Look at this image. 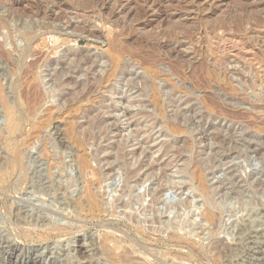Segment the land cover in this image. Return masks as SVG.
Listing matches in <instances>:
<instances>
[{
	"label": "rangeland",
	"instance_id": "rangeland-1",
	"mask_svg": "<svg viewBox=\"0 0 264 264\" xmlns=\"http://www.w3.org/2000/svg\"><path fill=\"white\" fill-rule=\"evenodd\" d=\"M167 1L157 7L162 16L140 28L144 0H126L119 16L102 0H0L1 88L24 120L12 141L0 102V168L12 164L17 146L23 165L0 188V240L18 243L14 253L0 248V264H126L118 258L125 248L128 264H264V0ZM10 35L17 48L6 44ZM66 53L87 56L97 68L87 65L90 71L58 88L52 78ZM114 56L121 57L119 70L108 80ZM68 64L66 78L75 67ZM215 67L226 77L215 76ZM30 72L42 81L31 93ZM90 82L99 98L76 103ZM76 128L85 149L74 143ZM82 151L91 157L86 173ZM196 166L206 170L204 187L192 178ZM137 168L133 179L128 170ZM96 171L105 207L92 216L84 195ZM185 198L197 206L192 231L171 223L177 211L164 204ZM187 211H179L181 223L189 221ZM107 233L113 242L103 245ZM79 244L89 249L87 258L77 253Z\"/></svg>",
	"mask_w": 264,
	"mask_h": 264
},
{
	"label": "bare ground",
	"instance_id": "bare-ground-1",
	"mask_svg": "<svg viewBox=\"0 0 264 264\" xmlns=\"http://www.w3.org/2000/svg\"><path fill=\"white\" fill-rule=\"evenodd\" d=\"M125 1L126 0H102V3H101V7L102 8H108V7H112L113 8V10H114V12H115V14H117V16H119V15H121V14H124V12H125V9H126V5L124 4L125 3ZM167 0H155V1H153L152 2V0H144V2H143V10H142V18H141V21L140 22H138L137 24H138V26L141 28V27H145L146 25H148V24H150V22H152L154 19H156V18H158V17H161L162 16V14L163 13H161V11L159 10V9H157V7L158 6H160V5H163V3L164 2H166ZM168 1H173V0H168ZM167 1V2H168ZM55 2V1H54ZM208 2H210L211 3V1L210 0H191V1H188V4L189 5H194V6H199V5H203V4H206V3H208ZM214 2V1H213ZM245 2H248V4L250 3V2H253V0H244V1H241V3L242 4H244ZM59 3V2H58ZM150 3L152 4L151 6H153L154 7V5L156 6L155 8H154V13H152V11L150 12V10H151V8L149 9V7H150ZM253 3H256V2H253ZM258 3H260V2H258ZM187 4V3H186ZM247 4V5H248ZM257 4V3H256ZM187 6V5H186ZM250 6H252V4L250 5ZM59 7V6H58ZM99 7V6H98ZM152 7V8H153ZM161 7V6H160ZM257 8V7H256ZM261 8V7H260ZM212 9V7L209 9V10H211ZM249 10V9H248ZM217 11V10H216ZM111 12V11H110ZM156 12V13H155ZM213 12L214 11H212V14H213ZM246 12H247V9H246ZM250 12V11H249ZM165 14V13H164ZM246 14V13H245ZM242 16V15H241ZM260 19V18H259ZM260 21V20H259ZM263 21V20H262ZM261 21V22H262ZM245 22V21H244ZM247 22V21H246ZM225 23V22H224ZM78 24V23H77ZM76 24V25H77ZM223 24V23H222ZM255 24V23H254ZM68 25V24H67ZM124 25V24H123ZM254 26V25H253ZM124 27V26H123ZM239 27V26H238ZM248 27V26H247ZM249 27H250V25H249ZM216 28V27H215ZM244 28V27H243ZM239 29V28H238ZM245 29H246V27H245ZM57 30H58V28H57ZM62 30V29H61ZM249 30V29H248ZM256 30H257V28H256ZM261 30V29H260ZM64 31V30H63ZM136 31V30H135ZM245 31H247V30H245ZM237 32V31H236ZM249 32V31H248ZM253 32V31H252ZM55 33H56V31H55ZM57 33H58V35L60 36V35H64V34H62V32L60 31V30H58L57 31ZM235 33V32H234ZM88 34V33H87ZM90 35H94L95 33H93V32H90L89 33ZM237 34V33H236ZM246 34V33H245ZM180 35V34H179ZM247 35V34H246ZM253 35V34H252ZM178 36V35H177ZM233 36V35H232ZM238 36V35H237ZM13 36L12 35H10V38H8V39H6L7 40V43L6 44H8L9 42L12 44V45H14V46H16V42H15V40H14V38H12ZM29 37V36H28ZM179 37V36H178ZM30 38V37H29ZM65 38V37H64ZM214 38V37H213ZM225 38V37H224ZM223 38V39H224ZM234 38H238V37H234ZM23 39V38H22ZM31 39L33 40L34 39V36H33V38L31 37ZM223 39L221 38V40L223 41ZM226 39V38H225ZM27 40V39H26ZM29 40V39H28ZM32 40H29L31 43H32ZM228 40V39H227ZM231 40V39H230ZM34 41H35V39H34ZM219 41V40H218ZM225 41V40H224ZM224 41H223V43H224ZM234 41H236V39L234 40ZM241 41V40H240ZM244 41V40H243ZM242 41V42H243ZM250 41V40H249ZM174 42V41H173ZM172 42V43H173ZM226 42V41H225ZM238 42V41H237ZM168 43V42H167ZM171 43V41H170V44H172ZM216 43V42H215ZM220 43V42H219ZM218 43V44H219ZM240 43V42H239ZM238 43V44H239ZM246 43V42H245ZM177 44V43H176ZM232 44V43H231ZM242 44V43H241ZM9 45V44H8ZM63 45V44H62ZM217 45V44H216ZM229 45V44H228ZM232 45H234V44H232ZM242 46V45H241ZM175 47H177V46H175ZM243 47V46H242ZM15 48H17V46L15 47ZM167 48V47H166ZM172 48V47H171ZM220 48H221V46H220ZM234 48H236V46H234ZM173 49V48H172ZM175 49V48H174ZM177 49V48H176ZM219 49V48H218ZM24 51H23V57L25 58V56H26V58H27V55H28V50H27V48H25V49H23ZM56 50V49H55ZM168 50V49H167ZM171 50V49H170ZM220 50V49H219ZM240 50V49H239ZM248 50V49H247ZM50 51V50H49ZM225 51V50H224ZM252 51V50H251ZM47 52V51H46ZM57 52V51H56ZM76 52V51H75ZM176 52V51H175ZM215 52H216V50H215ZM219 52V51H218ZM233 52V51H232ZM48 53V52H47ZM172 53V52H171ZM210 53V52H209ZM213 53V52H212ZM217 53V52H216ZM225 53H227V52H225ZM21 54V53H20ZM41 54V53H40ZM64 54V53H63ZM252 54V53H251ZM254 54V53H253ZM261 54H262V52H261ZM44 54H42V56H43ZM214 55V54H213ZM216 55V54H215ZM235 55V54H234ZM21 56V55H20ZM44 56H46V55H44ZM44 56H43V58H44ZM253 56V55H252ZM258 56H259V53L257 54L256 53V55H255V57L256 58H258ZM47 57V56H46ZM64 59H66L65 61L67 62V63H63L62 64V69L59 71V72H56L55 73V75H54V77L52 78V80H53V83H55V85L58 87V88H63V87H65V86H70L71 85V83L74 81V75L76 76V74H78V73H81V72H83L85 69H87L88 67H86L87 65H94L93 67H94V70L97 68V67H95V65H96V62L95 61H93V60H90L87 56L85 57V56H83V55H77L76 53H66L64 56H62ZM178 57V56H177ZM210 57V56H209ZM254 56H253V58H255ZM260 57V56H259ZM262 57H264V54H263V56ZM21 58V57H20ZM120 56H114V58H112V60H111V62H110V69H109V71H107V75H108V80H109V78H113V76L115 77L116 76V74H117V72H118V70H119V64H120ZM214 58V57H213ZM223 58V57H222ZM219 59V58H218ZM122 60V59H121ZM186 60V59H185ZM215 60V59H214ZM222 60V59H221ZM233 60V59H232ZM264 60V59H263ZM249 61V60H248ZM257 61H259L258 59H257ZM68 62L69 63H73L74 65H75V67H72L71 66V68H74L73 70H72V76L70 77V78H66V76H65V69H64V67H65V65H67L68 64ZM122 62V61H121ZM187 62H188V60H187ZM214 62V61H213ZM212 62V63H213ZM217 61H215V63H216ZM224 62H226V61H224ZM229 62V61H228ZM253 62V61H252ZM123 63V62H122ZM219 63H221V62H219ZM250 63V62H249ZM255 63V62H254ZM192 64V63H191ZM222 64V63H221ZM220 64V65H221ZM229 64V63H228ZM227 64V65H228ZM252 64V63H251ZM59 65H61V64H59ZM59 65H57V66H59ZM69 65V64H68ZM188 65V64H187ZM217 65V64H216ZM232 65V64H231ZM262 65V64H261ZM92 66H90V67H92ZM97 66V65H96ZM121 66V65H120ZM223 66L225 67V65L223 64ZM235 66H236V64L234 65V68H235ZM90 67L88 68V70L90 71ZM214 67V66H213ZM219 68L221 67V66H218ZM121 68V67H120ZM126 67H124V69H125ZM243 68V67H242ZM206 69V68H205ZM211 69V68H210ZM215 69H216V71H217V73H215V76H217V77H219L218 75V72L219 73H221L220 75H224V77H226V74L225 73H227V72H225V73H222L221 72V69H217L216 67H215ZM240 69V68H239ZM244 69V68H243ZM242 69V71H245V69L243 70ZM247 69V68H246ZM252 69V68H251ZM69 70V69H68ZM87 70V71H88ZM94 70H93V72H94ZM121 70V69H120ZM224 70V69H223ZM225 70H226V68H225ZM228 70V69H227ZM230 70V69H229ZM238 70V69H237ZM241 70V69H240ZM239 70V71H240ZM71 71V70H70ZM96 71V70H95ZM231 71V70H230ZM248 71V70H247ZM247 71H245V72H247ZM257 71V70H256ZM69 72V71H68ZM92 72V71H91ZM92 72V73H93ZM249 72V71H248ZM258 72V71H257ZM31 73V72H30ZM34 73V72H33ZM96 73V72H95ZM205 73V72H204ZM207 73H208V71H207ZM241 73V72H240ZM32 74V73H31ZM106 74L104 75V76H106ZM103 75V74H102ZM101 75V76H102ZM208 75H213V74H211V73H208ZM233 75V74H232ZM234 75H236L235 74V72H234ZM240 75V74H239ZM248 75V74H247ZM93 76V75H92ZM100 76V78H102L101 79V81H99L100 82V85H101V82L103 81V79H104V77H101ZM209 76V77H210ZM228 76V75H227ZM246 76V75H245ZM32 77V78H31ZM31 80H30V84H29V93H31L32 92V89L34 90V91H37V90H39L40 88H41V86H42V81L40 80V78H39V74H36V75H31ZM238 77V76H237ZM236 77V78H237ZM241 77V76H240ZM246 77H248V76H246ZM257 77V76H256ZM264 77V76H263ZM99 78V79H100ZM213 78V77H212ZM216 78V77H215ZM259 78V77H258ZM98 79V80H99ZM29 80V79H28ZM107 80V79H106ZM225 80V79H224ZM244 80H245V78H244ZM261 80H262V78H261ZM255 81V80H254ZM262 81H264V80H262ZM98 82V83H99ZM105 82H107V81H105ZM249 82V81H248ZM97 83V84H98ZM249 83H251V82H249ZM263 83V82H262ZM1 82H0V102H3V103H5L6 105H7V108H6V112L5 113H3V115L1 116V119H3V122H4V126H5V131H6V134L8 135V136H11V139H12V136H13V138L16 136V137H18V135H21V133H22V131H23V128H24V124H23V122H22V120H21V118H20V116H18L17 114H18V110L16 109V108H14V107H12V105L11 106H9L10 104H8L9 103V99H7V97L5 96V94H4V91H3V89L1 88ZM89 84V83H88ZM75 85V87L76 86H78L77 85V82H76V84H74ZM82 86H84V85H82V84H80L79 83V86H78V89H80V87H82ZM88 86V85H87ZM96 85L94 84V82L92 83V82H90V84H89V86H88V89H87V91H86V93H81L80 94V92H78L76 95H78V94H80V96L79 97H81V98H79L78 100H77V102L76 103H78V102H80V100H82V98H84V97H86V98H89L90 96H92V94H94V96H95V99H98L99 97L98 96H96V88L97 87H95ZM4 87V86H3ZM85 87V86H84ZM154 91V90H153ZM18 93V92H17ZM75 93V92H74ZM154 93V92H153ZM38 94V93H37ZM156 94V93H155ZM18 95V94H17ZM24 95V94H23ZM27 96V95H26ZM155 96V98H157V96H158V94L157 95H154ZM33 98V97H32ZM30 100V99H29ZM37 100V99H36ZM17 101V100H16ZM33 101V100H32ZM2 104V103H1ZM13 104V103H12ZM18 104V103H17ZM22 104V103H21ZM4 105V104H3ZM105 107V106H104ZM106 107H108V106H106ZM113 107V106H112ZM111 107V108H112ZM178 107H179V105H178ZM177 107V108H178ZM109 109H110V107H108ZM180 108V107H179ZM104 110V109H103ZM103 110H102V112H103ZM106 110V109H105ZM104 110V111H105ZM5 111V110H4ZM23 111V110H22ZM110 111V110H109ZM106 112H107V110H106ZM181 112V111H180ZM32 113V112H31ZM181 113H183V112H181ZM177 114H178V112H177ZM98 115V114H97ZM133 115V114H132ZM135 115V114H134ZM184 115V114H183ZM137 116V115H136ZM176 116V115H175ZM185 116V115H184ZM136 118V117H135ZM184 118V117H183ZM202 118V117H201ZM27 119V118H26ZM47 119V118H46ZM49 119V118H48ZM51 119V118H50ZM49 119V120H50ZM104 120V119H103ZM185 121H186V119H184ZM24 121V120H23ZM99 121H101L100 120V117H99ZM105 121V120H104ZM103 121V122H104ZM138 121V120H137ZM188 121V120H187ZM26 122V121H25ZM40 122H42V121H40ZM45 122H47L46 120H45ZM49 122V121H48ZM47 122V123H48ZM95 122V121H94ZM98 122V121H97ZM178 122V121H177ZM184 122V121H183ZM192 122V121H191ZM201 122V121H200ZM99 123V122H98ZM106 123V122H105ZM135 123H138V122H135ZM44 124V123H43ZM49 124V123H48ZM48 124H45V125H48ZM100 124V123H99ZM102 124V123H101ZM101 124L99 125L100 127H101ZM139 124V123H138ZM160 124V123H159ZM134 125H136V124H134ZM179 125V124H178ZM35 126V125H34ZM39 126V125H38ZM37 126V127H38ZM94 126H96V125H93V123H92V128L94 127ZM97 126H98V124H97ZM139 126L140 125H136V127L137 128H139ZM41 127H44V126H41ZM40 127V128H41ZM178 127V126H177ZM39 128V129H40ZM97 128V127H96ZM142 128V127H141ZM141 128H139L140 129V132L143 130V129H141ZM144 128H146V127H144ZM180 128V127H179ZM38 129V130H39ZM44 129H45V127H44ZM102 129H103V127H102ZM108 129V128H107ZM107 129H105V131L107 130ZM146 129H149V128H146ZM153 129V128H152ZM34 130V129H33ZM78 128H76V130L74 131V133H72V134H74V137H75V140H76V142H74V143H77L78 144V146L80 145L82 148H86L85 147V144H84V140L81 142V141H79V137L77 136L78 134ZM145 130V129H144ZM143 130V131H144ZM42 131V130H41ZM30 132V131H29ZM82 132V131H81ZM107 132V131H106ZM4 132H3V127H2V125H0V135L1 134H3ZM35 133V132H34ZM145 133H147V132H145ZM144 133V134H145ZM152 133V132H151ZM38 134H40V133H38ZM79 134H80V132H79ZM35 135V134H34ZM152 135V134H151ZM4 136V135H3ZM88 136V135H87ZM146 136V135H145ZM93 137V136H92ZM91 138V137H90ZM151 138H152V136H151ZM20 139V138H19ZM30 139V138H29ZM88 139H89V137H88ZM87 139V140H88ZM8 140H10V137L8 138ZM27 140H28V138H27ZM34 140V139H33ZM73 140V139H72ZM91 140V139H90ZM89 140V141H90ZM233 140H235V139H233ZM12 141H14L13 139H12ZM84 144V145H83ZM15 145H16V143H15ZM45 145V144H44ZM76 145V144H75ZM88 145V144H87ZM12 146V145H11ZM31 146V145H30ZM84 146V147H83ZM22 147V146H21ZM27 147V146H26ZM15 148V147H14ZM13 148V149H14ZM120 148V147H119ZM258 148V147H257ZM47 149V148H46ZM80 149V148H79ZM142 149V148H141ZM238 149V148H237ZM253 149V148H252ZM262 149V148H261ZM15 150V149H14ZM24 150V149H23ZM250 150V149H249ZM255 150V149H254ZM85 151V150H84ZM83 152V151H82ZM86 152V151H85ZM85 152H83L82 153V155L81 154H79V156H78V158H80V163L79 164H81V167H82V169H84V171H85V173L86 172H88V171H90L91 169L90 168H92V164H90V156L88 155V153L86 154ZM118 152V151H117ZM121 152V151H120ZM16 154V158H15V160L14 161H12V164L9 166V167H6V168H0V188H2V189H4L5 187H4V185L6 184V183H9V180H11V177H13V175H15L16 174V172H19V170H22V151H21V149L17 146V148H16V152H15ZM181 153V152H180ZM180 153H178V154H180ZM81 155V156H80ZM25 156V155H24ZM23 156V157H24ZM15 157V156H14ZM123 161V160H122ZM201 162V161H200ZM124 163V162H123ZM122 163V164H123ZM172 163V162H171ZM127 164V163H126ZM199 164V163H198ZM5 165V164H4ZM90 165H91V167H90ZM120 165V164H119ZM186 165H187V162H186ZM124 166V165H123ZM130 166V165H129ZM203 166V165H202ZM206 166V165H205ZM1 167V166H0ZM133 167V166H132ZM140 168V167H139ZM194 168V167H193ZM206 168H208V167H206ZM205 168V169H206ZM126 170V169H125ZM140 170H141V168H140ZM138 168H137V170L136 171H132V170H128V174H129V176L131 177L132 176V178L134 179V177H133V175H135V174H137L139 171H140ZM185 170V169H184ZM231 170V169H230ZM229 170V171H230ZM127 171V170H126ZM206 171V170H205ZM205 171H203L202 172V168H201V166H196L195 167V170L192 172V178L194 179V180H196L197 182H199V184L202 186V187H204V185H205V179L206 178H204L205 177V175L203 174ZM228 171V170H227ZM22 172V171H21ZM96 173H97V171H96ZM96 173H95V175H96ZM104 174V173H103ZM102 174V175H103ZM127 174V175H128ZM137 175H139V174H137ZM136 175V176H137ZM87 176V175H86ZM106 176V175H105ZM89 177V176H88ZM97 178H96V180L95 179H93L94 181H86V187H85V189H86V193H85V195H84V200L88 203V208H87V212L88 213H91V215L92 216H94L95 215V213H97V212H99V211H101V210H103V207H105L104 205H103V201H102V199H101V196L97 193V192H95V186L97 185V184H100V183H102L101 182V180H102V176L100 175V173H97V176H96ZM138 177V176H137ZM84 178V177H83ZM235 178V177H234ZM233 178V179H234ZM130 179V178H129ZM145 179V178H144ZM88 180V179H87ZM170 181V180H169ZM231 183H232V181H231ZM234 183V182H233ZM260 183V182H259ZM263 183V182H262ZM133 184V183H132ZM136 185H137V183H136ZM261 185V184H260ZM226 186V185H225ZM237 186H238V184H237ZM8 187V186H7ZM14 187V186H13ZM175 187V186H174ZM9 188V187H8ZM132 188V187H131ZM173 188V187H172ZM191 188V187H190ZM1 189V191H3ZM163 189V188H162ZM176 189V188H175ZM239 189V188H238ZM174 190V189H173ZM235 190V189H234ZM9 190H5V192H8ZM184 192H185V190H183ZM237 191V190H236ZM159 192V194L161 195V196H163V194H165V192H166V190L164 189V190H161V191H158ZM168 192V191H167ZM176 192V191H175ZM177 192H179V191H177ZM184 192H183V194L182 195H184ZM188 191H186V193H187ZM205 192V191H204ZM158 194V193H157ZM156 194V195H157ZM11 196V195H10ZM160 196V197H161ZM139 198H141L140 196H139ZM156 197H154V199H155ZM159 198H156V200L155 201H157ZM154 201V202H155ZM165 201V200H164ZM83 203H84V201H79V205H78V207L80 206L81 208H83ZM130 204V203H129ZM165 205H166V207H167V209H169V211L171 210V209H173V210H175V211H177L176 212V214H175V216H174V218H173V220H172V222L171 223H173V224H177L178 226H182V227H186V228H184V229H188L189 231H192V229L193 228H195V226L197 225V220H199V218H196V217H199L194 211V208H196L197 206L195 205V203H194V201L193 200H190V199H188V198H185V199H180V200H178L175 204H173V203H171L170 201L168 202V200H166L165 201V203H164ZM87 205V204H86ZM85 207V206H84ZM183 207V209H184V213H185V209L186 210H190L189 212H188V217L190 216V219H189V221L188 222H186V223H181V221H180V219H182V218H180L179 219V217L181 216H179L178 217V214H181V212H179L180 210H181V208ZM199 208V207H198ZM77 209V208H76ZM155 209V208H154ZM84 210V209H83ZM183 211V210H182ZM186 212V213H187ZM74 213V212H73ZM205 213V212H204ZM99 214V213H98ZM208 214V213H207ZM89 215V214H88ZM214 214L213 213H209L208 215H207V217H206V220L208 221V222H211L212 220L214 221V218H215V216H213ZM11 216H13V215H11ZM186 216V217H187ZM204 216V215H203ZM69 217V216H68ZM182 217V216H181ZM185 217V216H184ZM18 219V218H17ZM90 219V218H89ZM92 219V218H91ZM22 220V219H21ZM183 221V220H182ZM15 222V221H14ZM45 222V221H44ZM21 223V222H20ZM23 223V222H22ZM168 223V222H167ZM170 223V224H171ZM19 224V223H18ZM174 226H176V225H174ZM200 226H201V224H200ZM16 227V226H15ZM25 227V226H24ZM30 227V226H29ZM203 227V226H202ZM49 228V227H48ZM55 227H53V229H54ZM25 229V228H24ZM27 229V228H26ZM25 229V230H26ZM183 229V228H182ZM55 230H56V228H55ZM63 230H66L65 229V227H64V229ZM22 233H23V230L21 231ZM26 232H27V230H26ZM36 232V231H35ZM21 233V234H22ZM28 233V232H27ZM27 233H26V236H27ZM60 233V232H59ZM24 234V233H23ZM39 234V233H38ZM66 234V233H65ZM108 234V233H107ZM31 235V234H30ZM35 235V234H34ZM109 235L110 234H108V236H107V238H106V241L105 240H103L102 242L104 243L103 245H105V244H107L108 243V245H109V243L111 242H113V240L111 241V239L112 238H110L109 237ZM2 236V235H1ZM0 236V237H1ZM18 236V235H17ZM21 236V235H20ZM105 236V237H106ZM21 237H23V235L21 236ZM40 237V236H39ZM4 238H6V237H4ZM44 239V238H43ZM92 239V238H91ZM13 241H14V239H13ZM13 241H8V240H0V248L2 249V250H5V249H11V251H12V253H14L15 251H17L18 250V243L16 244L15 242H13ZM115 241H117V240H115ZM46 242V241H45ZM84 243V242H83ZM120 243V242H119ZM85 244V243H84ZM87 244V243H86ZM114 244V243H113ZM89 245V244H88ZM96 245V244H95ZM94 245V246H95ZM115 245V244H114ZM118 244H116V246H117ZM120 246V245H119ZM93 247V246H92ZM96 247V246H95ZM109 246H107V248H108ZM123 247L124 246H122V247H118V248H122L123 249ZM112 248H113V246H112ZM115 248V247H114ZM114 248L112 249V250H114ZM87 247H85V246H80V244H79V246H78V249H77V253L80 255V256H82L83 257V259H84V257H86L87 256V252H89V251H87ZM116 249H117V247H116ZM115 249V250H116ZM121 249V250H122ZM127 248H125V249H123L122 251H124V252H122L121 254L119 253V256L116 254V253H114V255H113V257L114 256H118V258L119 259H121L122 260V262H123V260L125 261V260H129V261H132V260H130L131 258H132V256H131V251L130 252H127L128 250H126ZM89 250V249H88ZM108 250H111L110 249V247H109V249ZM108 250H107V252H108ZM118 250V249H117ZM102 251V250H101ZM100 251V252H101ZM105 251V250H104ZM147 251V250H146ZM24 252V251H23ZM115 252V251H114ZM117 252V251H116ZM5 253V252H4ZM90 253V252H89ZM88 253V254H89ZM110 253V252H109ZM118 253V252H117ZM8 254V253H7ZM96 254V253H95ZM116 254V255H115ZM41 255V254H40ZM109 255V254H108ZM132 255H134V254H132ZM116 256V257H117ZM77 257V256H76ZM79 257V256H78ZM91 257V256H90ZM110 257H112V256H110ZM134 257V256H133ZM10 258V257H9ZM49 258V257H48ZM54 258V257H53ZM87 258V257H86ZM85 258V259H86ZM7 259V258H6ZM75 259V258H74ZM136 259V258H135ZM134 258H133V261L135 260ZM78 260V259H77ZM88 261H85L84 262V264H92V262L91 261H89V259H87ZM114 260H117V259H114ZM48 261V260H47ZM119 262H120V260H118ZM127 261L125 262L126 264H128L127 263ZM136 261V260H135ZM52 262V261H51ZM29 263V262H28ZM42 263V262H41ZM71 263V262H70ZM75 263V262H74ZM124 263V262H123ZM135 263V262H134ZM133 263V264H134ZM9 264H24V262L22 261V260H19V258H17V261L16 262H12L11 261V263L9 262ZM130 264V263H129ZM131 264H132V262H131ZM136 264V263H135ZM137 264H138V259H137ZM140 264V263H139Z\"/></svg>",
	"mask_w": 264,
	"mask_h": 264
}]
</instances>
